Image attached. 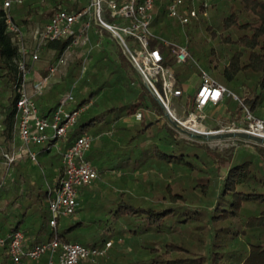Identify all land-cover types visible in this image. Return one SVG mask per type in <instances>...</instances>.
<instances>
[{
  "label": "trees",
  "instance_id": "1",
  "mask_svg": "<svg viewBox=\"0 0 264 264\" xmlns=\"http://www.w3.org/2000/svg\"><path fill=\"white\" fill-rule=\"evenodd\" d=\"M44 1L52 7L44 5L38 14L40 0H21L9 7L0 0V126L6 140L14 132L22 58L7 20L22 33L33 23L31 10L45 25L56 10L75 11L91 0ZM168 2L155 0L152 25L156 30L150 38L151 47L162 52L164 64L180 82L202 69L223 84L237 96L225 97V111L231 118H237L243 106L257 117L264 116V0H184L181 10L193 8L196 16L186 25L177 22L179 35L172 34L165 45L159 38L166 39L161 26L169 20ZM208 7L214 11L210 19ZM99 31L105 29L92 21L94 39ZM69 43L70 38L58 39L47 47L58 53ZM178 43L188 49L183 63L171 52ZM90 55H95L94 63L83 74L85 55L79 54L69 64L65 86L36 98L44 115L70 90L75 91L74 106L85 108L66 139L37 146L42 156L33 164L34 184L18 193L19 182H10L19 209L14 223L6 222L4 212L0 234L19 229L27 245L54 237L78 242L82 234L76 231L89 221L99 233L86 245L102 246L106 241L111 245L103 256L86 264H264V146L229 139L230 149L220 152L187 138L163 116L139 72L137 87L106 54L91 51ZM136 112L141 114L138 125H127L124 118ZM81 134L93 137L86 158L97 170L87 205L102 217L85 221L72 220V215L65 217L70 223L65 225L60 218L51 227L49 191L63 173V152ZM47 167L54 169V178ZM44 180L46 189L41 187ZM7 184L0 185V197ZM46 224L50 230L45 234ZM0 264H12L5 249H0ZM21 264H46V256Z\"/></svg>",
  "mask_w": 264,
  "mask_h": 264
},
{
  "label": "built area",
  "instance_id": "2",
  "mask_svg": "<svg viewBox=\"0 0 264 264\" xmlns=\"http://www.w3.org/2000/svg\"><path fill=\"white\" fill-rule=\"evenodd\" d=\"M12 1L4 0L3 4L9 7ZM154 3L155 0H91L88 5L75 11L56 10L45 25L31 33L35 44L30 54L23 45L24 35L20 29L10 19L7 20L9 31L13 34L22 56L19 62L21 78L17 87L13 130L22 143V150L31 161L37 159L32 146H47L52 139H66L69 130L84 111L83 105L70 106L75 102L71 90L61 97L57 106L48 115L40 113L36 97L43 93L48 77L67 65L69 57L75 53L73 47L88 43V31L92 20L111 32L130 62L146 80L163 109V115L165 116L167 112L181 128L199 134L244 131L264 137V116H255L247 106H243L240 119L214 130L206 128L203 124L208 117L206 109L220 104L227 96L234 99L237 96L202 69L196 80L192 77L189 81L178 80L173 69L164 64L162 52L150 45V38L153 36L150 25ZM103 4L109 9L112 22L103 18ZM183 4L184 0H169L168 15L181 25H186L196 16V11L193 8L181 10ZM66 38H70V43L56 54L46 68L47 75L42 76L33 71L30 63L38 59L39 51L50 41ZM163 43L168 44L166 40ZM90 51L91 47H88L81 66L82 74L85 71L86 56ZM171 52L179 63L185 62L189 56L188 49L183 44H174ZM31 74L34 76L30 80ZM195 81L196 88L193 87ZM29 84L31 91L28 88ZM190 86L189 94L193 92L192 97L187 93L189 92L187 87ZM184 95H187L190 108L185 106L186 115L178 116L171 105L173 99L182 98ZM136 117L140 119L141 114L137 112ZM91 142L92 136L81 134L63 152V173L49 191L48 222L51 227H55L60 218L75 214L79 188L88 185L97 177V170L86 158ZM16 158L17 153L13 150L3 153V164L11 167ZM110 245L111 241H106L102 246H87L80 242H61L56 237L27 245L24 234L19 229L0 234V249H5L12 264H20L26 259L38 260L43 256H46V264H86L95 262L103 256Z\"/></svg>",
  "mask_w": 264,
  "mask_h": 264
},
{
  "label": "rangeland",
  "instance_id": "3",
  "mask_svg": "<svg viewBox=\"0 0 264 264\" xmlns=\"http://www.w3.org/2000/svg\"><path fill=\"white\" fill-rule=\"evenodd\" d=\"M19 1H21V0H13L11 3L19 2ZM70 1H72V2L76 1L77 3H80V4L82 2V0H70ZM89 3H87L85 5H88ZM40 4H42V5H40ZM44 5H46V8H49V7L51 8L52 7L51 6L52 3H46V1L40 0L39 7H38V14L42 11V8H43ZM85 5H83V6H85ZM81 7H82V5L79 6V8H81ZM31 9H33V8H31ZM30 13H31L30 18H31V20L33 19L32 20L33 23H31L29 25L27 30L24 29L23 32H22V34L24 35V37H23V45L26 47V49L28 51H30L28 54H30L34 50V44H35L31 33L33 32L34 29L43 26V24L37 19V17H35L34 11L31 10ZM206 13H207L206 16L210 19L211 16H212L211 14L214 13V11L212 9L210 10V7H208V10L206 11ZM102 15H103V18L106 21L112 22V17L110 16V12H109V9L106 6V4H103V6H102ZM168 17H169L168 22L165 25L161 26L162 29H163L162 34H163L164 38H166V39L159 38L162 41H164V40L169 41L168 38L170 39L172 34L179 35V33L181 31V28L179 27V25L177 23L178 21H176L175 18L170 17L169 15H168ZM104 29H105V31H101V32L99 31L100 42H98L97 45H96V43L94 41H91V45L94 48V49H92V52H95V51L97 53H99V52L103 53L104 52V53L107 54L108 58L113 59L114 61L115 60L118 61V63L122 66V68L126 70L128 77L131 80L136 81V83L138 84V82L140 80L139 76H138V71L135 69V67L130 62L128 57L125 55V53L122 50H120L121 48H120L119 45H117L116 41L114 39H112L111 32L109 30H107L106 28H104ZM150 29H151V31H153L155 33L156 29L154 30V27L152 25V21H151ZM91 31H92V24H91V27H90V29L88 31V35H91ZM159 32H160V30L158 29L156 31V33H159ZM200 35L202 37L205 36L204 30L201 31ZM85 46L86 45H82V44L80 45L79 44V45H76V46L73 47V49H74L76 54L73 53V55L71 57H69V60H68V63H67L66 66L61 67L60 70L58 69V71H56L55 73H53L52 75H50L48 77V82H47V84L44 87V91H43L42 96L46 97L47 95H49V93H52L58 87L62 88V87L65 86L64 77H65V75H66V73H67V71L69 69V64H71L73 59L75 57H77L79 54H83V51H85V48H86ZM56 54H57V52H56V50L54 48H49L46 45L45 47H43L39 51L38 59H36L35 61L30 63L31 68L34 71H36L37 73L41 74L42 76L47 75L46 68L53 61V59L55 58ZM90 54L91 53H89L86 56L85 69L89 68L94 63V57H95L96 54L93 55V56H91ZM191 77L194 80L195 78L198 77V73L194 72L193 74H191L188 77H186L184 80H188L189 81V79H191ZM190 87H187V89H189ZM193 87L194 88L197 87V82L196 81L193 84ZM72 92H75V91H72ZM65 93H63V95ZM189 96L192 97L193 96V92H192V94H189ZM173 100L174 101H173V104L171 105V108H175L176 113H177L178 116H185L186 115V111H184V109L186 107L190 108V103H189V101L187 99V95H184L182 98L179 97V98H176V99H173ZM151 109L153 111H155L156 114L158 113V111L155 108L152 107ZM161 111L163 112V109H161ZM208 111L212 112L213 110H211L210 108L207 109L206 113H207L208 117H206V119L203 121V124L206 126V128L208 130L217 129L221 125H226V124L230 123L233 120L236 121V120L240 119V116L242 114V112H241V114H239L237 116V118H235V117L231 118L230 114H227V113H223V112L220 113V112L213 111L211 114H209ZM190 139H192V138H190ZM199 141L207 143L210 147H212V148H214V149H216L217 151H220V152H224V151L230 149V147H231V142H230L229 139L214 140V141H203V140H199ZM8 152L9 151L6 149V150H4L3 153H8ZM3 153L2 152L0 153L1 160H3ZM4 172H6V171H4V169L2 167L1 170H0V175H3ZM3 183H6L4 177L0 179V185H2ZM41 184H42L41 187H43V189L47 188L46 180L41 182ZM91 207H89L86 204V207H85V210H84V213H83L84 215H82V218L84 217V219H86L85 221L91 220L93 218H96V217H98V215H99V217H102V214H100L99 212L95 213L96 212L95 209L91 208ZM74 215H78V211ZM73 217H75V216H73ZM62 221L64 222L65 225L70 223V221H68V219H66V218H62ZM86 223H88V226H86L84 229L76 231V232H78V233L80 232V234H82V235L78 236L77 240H78V242H80V243H82L84 245H86L87 242L88 243L92 242L93 238L94 237L97 238L98 233H99L97 228H96V224L95 223H89V221H87ZM34 226L36 228H38L40 226V223L37 222ZM49 230H50V227L46 224L45 225V229H44L45 234ZM89 245H91V244H89Z\"/></svg>",
  "mask_w": 264,
  "mask_h": 264
},
{
  "label": "crops",
  "instance_id": "4",
  "mask_svg": "<svg viewBox=\"0 0 264 264\" xmlns=\"http://www.w3.org/2000/svg\"><path fill=\"white\" fill-rule=\"evenodd\" d=\"M111 36H112V39H114L116 41L117 45H119L120 48H121V45L119 44V42L114 38V36L112 34H111ZM91 41H94L96 43V45H97L98 42H100L99 32L95 36V39L92 37V31H91V35H88V43L85 46L86 47L85 48V51L88 49V47H91V51H92V49H94L93 46L91 45ZM120 50H122V48ZM85 51H83V54L84 55H85ZM104 54H106V53H104ZM107 58H108V56H107ZM108 59H110V58H108ZM110 60L114 61L113 59H110ZM114 62L118 63V61H116V60ZM33 76L34 75L31 74L30 80H31V78H33ZM134 85H136V86L138 85L136 83V81H134ZM28 88L31 91V84H29ZM190 88L187 89V91H190ZM190 92H187V93H190ZM36 103H37V99H36ZM74 105H75V102L72 103V104H70V106H74ZM37 106H38V103H37ZM209 108L211 110H213V111H216V112L226 113V111H225V109H226L225 99H223V101L220 104H218L216 106H213V107L210 106L207 109H209ZM212 112H209L208 111L209 114H211ZM136 113L133 114V115H131V116H128V117L124 118V121L127 123V125H138V122L140 121V119H138L136 117ZM1 118H2V116L0 115V119ZM1 128L2 127L0 126V153L1 152L3 153L4 150H6V149L9 152L13 150V151H15L17 153V158H16V161L13 163V165L11 167H6L3 164V160H1V158H0V170L3 167L4 171H6V172H4L3 175H0V179L4 177L5 178V181L8 183L7 184L8 187H7L6 191H5V193H3V195H1V197H0V220L3 217L4 212H6V218H7L6 219V222L7 223H14V218L13 217L15 215V212L16 211L18 212V209H19V205H18L19 199L16 197L15 189L13 188V186L11 185L10 182L11 181L19 182V184H18L19 185L18 193H20L21 190L23 188H25L27 185L34 184L33 177H32V175H33L32 174L33 173V164L42 155L41 154H38V148H37V146H32V149L37 154V159H36V161H31L26 156L25 152L22 150V143L15 136V133L13 132V134L11 135V137L8 140H6L5 137H4V135L1 132ZM92 140H93V137H92ZM47 169H48L47 171L49 173L52 172L50 176L52 178H54L55 177L54 174H53L54 169H52V167H47ZM94 185H95V183H92L91 184V182H90L88 185L79 188V190H78V197H77L78 198L77 201H78L79 204H78L77 210H76V213L78 211V215H73L75 217L72 216V218H71L72 220H74V219H79V220L84 219V217L82 218V215H84L83 213H84L86 204L88 202V199H90V196L92 194V189H93Z\"/></svg>",
  "mask_w": 264,
  "mask_h": 264
},
{
  "label": "water",
  "instance_id": "5",
  "mask_svg": "<svg viewBox=\"0 0 264 264\" xmlns=\"http://www.w3.org/2000/svg\"><path fill=\"white\" fill-rule=\"evenodd\" d=\"M95 1V0H93ZM136 68V67H135ZM139 72V70L136 68ZM143 84L149 90V92L153 95V92L149 88L146 80L142 77ZM154 96V95H153ZM156 99V98H155ZM157 100V99H156ZM158 101V100H157ZM159 102V101H158ZM165 117L167 121L179 132L185 134L188 138L196 139V140H203V141H214V140H222V139H238L248 143H253L257 145L264 146V137L256 136L244 131H230V132H216V133H193L187 132L183 128H181L166 112Z\"/></svg>",
  "mask_w": 264,
  "mask_h": 264
}]
</instances>
